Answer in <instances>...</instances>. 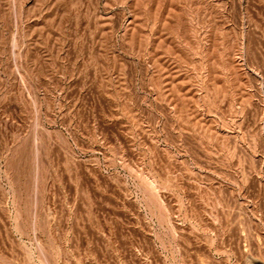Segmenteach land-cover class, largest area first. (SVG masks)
Returning <instances> with one entry per match:
<instances>
[{"label":"rangeland","instance_id":"1","mask_svg":"<svg viewBox=\"0 0 264 264\" xmlns=\"http://www.w3.org/2000/svg\"><path fill=\"white\" fill-rule=\"evenodd\" d=\"M0 264H264V0H0Z\"/></svg>","mask_w":264,"mask_h":264}]
</instances>
